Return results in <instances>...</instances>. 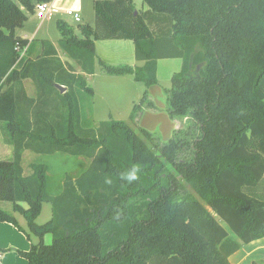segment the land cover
I'll return each mask as SVG.
<instances>
[{"label": "trees", "instance_id": "1", "mask_svg": "<svg viewBox=\"0 0 264 264\" xmlns=\"http://www.w3.org/2000/svg\"><path fill=\"white\" fill-rule=\"evenodd\" d=\"M51 1L0 0V128L13 148L10 161L0 160V202L28 232L1 207L0 221L37 239L19 254L29 264H231L242 245L264 238V0H143L146 10L95 0L94 27L56 23L74 65L49 40L15 32L37 3ZM104 39L132 40L143 64L99 60L101 70L146 88L157 84L159 59L182 60L166 89L168 117L189 122L182 135L161 142L139 126V113L153 106L147 91L128 120L84 125L94 42ZM25 151L89 164L52 194L46 163L24 174ZM133 171L137 178L126 180ZM43 203L52 215L40 224Z\"/></svg>", "mask_w": 264, "mask_h": 264}, {"label": "crops", "instance_id": "2", "mask_svg": "<svg viewBox=\"0 0 264 264\" xmlns=\"http://www.w3.org/2000/svg\"><path fill=\"white\" fill-rule=\"evenodd\" d=\"M95 0H52L50 3L55 8V13L51 16L56 17L55 23L58 20L64 21L77 29L79 24H88L90 26L95 25V14L90 15L88 21L83 20L84 6L85 2L87 6L94 5ZM134 3V1H133ZM135 6V3H134ZM137 10H140L135 6ZM148 8V7H147ZM142 7L143 10L147 9ZM66 10H72L78 12L80 21L77 25L73 24V18L65 14ZM47 25V17L43 21L36 16L35 13L28 14V18L24 25L15 30L16 34L32 39H46L49 40L54 47L57 49L59 57L64 62H69L73 64L69 58H67L60 50L59 41L61 38L59 32V38L56 40H51L45 32V27ZM59 31V30H58ZM94 50L96 53V66L95 73L93 75H88L87 83L93 89V98L91 105V115L90 118L92 123L95 125L100 121L105 120H122L119 119L115 114L116 111L124 107L125 115H129L134 104L139 103L143 93L147 91L148 98L152 101L153 106H145L142 114L138 117L139 126L141 127L142 121H145L146 116H154L155 108H159L163 98H156V93L162 89L163 84L167 85L165 88V104H166V89L171 86V77L173 73L178 72L182 66V60L180 58H164L157 61L156 78L157 84L146 88L143 83L136 81L131 75L124 76H112L104 73L101 70L99 60L110 65H130L140 66L143 64L141 61H137L135 58L134 42L128 39H104L97 40L94 42ZM74 65V64H73ZM77 68V67H76ZM156 88V90H155ZM163 90V89H162ZM130 96V97H129ZM141 96V97H140ZM158 99V100H156ZM156 100V101H155ZM126 103V104H124ZM158 105V106H157ZM166 108V107H165ZM159 112V111H156ZM161 115L159 119L163 121L162 125L164 128L170 127L174 131L175 120L168 117L166 109L160 110ZM126 121V120H125ZM147 127V125H146ZM149 127V126H148ZM150 132L155 133L161 142H166L165 140V130L159 128L151 130ZM173 133V132H172ZM13 148L11 145L4 141V137L0 128V160L10 161L12 159ZM26 154V151L24 152ZM23 154V155H24ZM26 173L24 170V174ZM9 202H0V207L6 211V204ZM11 204V203H9ZM24 208H27L26 203L21 204ZM11 211L16 212L10 206ZM18 213V212H17ZM14 217L15 215L11 213ZM20 214V213H19ZM21 215V214H20ZM23 217V216H22ZM18 225L26 232L28 230L18 222ZM25 221V219L23 218ZM26 222V221H25ZM31 240L26 237V235L20 231L15 225L10 222L0 221V261L1 264H29L27 259L19 254L20 251H28L33 242H36V237L30 235ZM47 238L50 239V235H46L44 240L46 242ZM264 258V238L252 241L246 245H242L241 248L232 254L229 258L231 264H251L252 261Z\"/></svg>", "mask_w": 264, "mask_h": 264}, {"label": "rangeland", "instance_id": "3", "mask_svg": "<svg viewBox=\"0 0 264 264\" xmlns=\"http://www.w3.org/2000/svg\"><path fill=\"white\" fill-rule=\"evenodd\" d=\"M135 3V6L139 9H142V7H146V5L143 4V0H133ZM85 2V8H84V13H83V20L86 22L88 21L90 15L93 13V7L92 6H87ZM35 13V11H34ZM54 16L51 17H47V25L45 27V32L47 34V36H49V38H51V40H56L57 38H59V31L56 25V21H55ZM46 18H40V20H44ZM73 24H78L77 22L73 21ZM75 31H79V29H75ZM59 47V45H58ZM61 59V57H60ZM62 60V59H61ZM62 61H65L62 60ZM78 69V68H77ZM24 85L26 88V91L29 95H34V87L33 85L30 83L29 80H25L24 81ZM167 85L163 84L162 89H159L160 91L158 93H156V98H158L160 96V98H163L161 102L159 108H155V112H154V116H146L145 121H142L143 123L141 124V127L151 131V130H157L159 128L163 129V131L165 130V140L168 141L171 136H172V132H178L179 135H182V133L180 132H185L187 127H189V122L187 120V118H179V119H175V128L174 131L172 129L168 128H164L165 125L163 124V121L161 119H159V115H161L160 110H165L166 108V104H165V88ZM168 87H170V85H168ZM156 90V88H155ZM130 97V96H129ZM141 97V96H140ZM155 100V101H156ZM90 105H92V102L89 103ZM89 104H85V102L83 103V111H82V115L84 117V119H86L87 122L84 123V125H93L95 127V125L97 124H92L91 120H93V117L90 118L91 112H90V105ZM126 104V103H124ZM158 106V105H157ZM159 111V112H156ZM124 107L120 108V110L118 109L116 111V116L119 119L122 120H128L129 119V115H125L124 113ZM142 113H139V116ZM162 123V124H161ZM147 125V127H146ZM149 126V127H148ZM187 154H189V149H186V151H183ZM183 156V155H182ZM30 163H46L49 167L48 170V174H49V178H50V185H49V190L52 194H56L60 191L61 189V180L63 179V177L65 176V174H68L72 177H76L77 175H79L83 170H85L89 164V160L85 159V158H79V157H73V156H68V155H64V154H57L54 155L52 157H45V156H38L36 154H33L32 152H28L26 151V154L23 155V167L26 173L31 172V169L29 167ZM6 209L8 210V212L13 213L15 215V217L17 218L18 222L21 223L26 229L27 228V224L26 222L23 220L22 215H20L17 212H13L10 209L11 204H6ZM52 215V211H51V204L50 203H43L42 205V210L40 215L36 218V222L37 223H44L46 221H48L51 218ZM225 228L226 225L222 224ZM51 242V236L50 239L47 238L46 243H50Z\"/></svg>", "mask_w": 264, "mask_h": 264}, {"label": "built area", "instance_id": "4", "mask_svg": "<svg viewBox=\"0 0 264 264\" xmlns=\"http://www.w3.org/2000/svg\"><path fill=\"white\" fill-rule=\"evenodd\" d=\"M55 13V8L51 5L50 2H40L35 6V14L38 18L50 17L51 14ZM65 14L73 18L75 22L80 21L78 12L72 10H66ZM1 264V261H0Z\"/></svg>", "mask_w": 264, "mask_h": 264}, {"label": "clouds", "instance_id": "5", "mask_svg": "<svg viewBox=\"0 0 264 264\" xmlns=\"http://www.w3.org/2000/svg\"><path fill=\"white\" fill-rule=\"evenodd\" d=\"M124 178L128 181L135 180L137 178L136 172L133 171L131 173H128L126 176H124Z\"/></svg>", "mask_w": 264, "mask_h": 264}, {"label": "water", "instance_id": "6", "mask_svg": "<svg viewBox=\"0 0 264 264\" xmlns=\"http://www.w3.org/2000/svg\"><path fill=\"white\" fill-rule=\"evenodd\" d=\"M56 87H57L61 92L65 91V87H63V86H60V85L57 84Z\"/></svg>", "mask_w": 264, "mask_h": 264}]
</instances>
